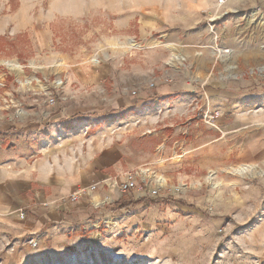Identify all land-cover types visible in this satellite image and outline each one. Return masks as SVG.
Masks as SVG:
<instances>
[{"label": "rangeland", "instance_id": "374dc122", "mask_svg": "<svg viewBox=\"0 0 264 264\" xmlns=\"http://www.w3.org/2000/svg\"><path fill=\"white\" fill-rule=\"evenodd\" d=\"M215 1L0 0L1 72L69 105L83 119L70 129L126 145L112 181L133 171L139 185L131 207L80 243L48 244L43 263L264 264V6L210 19ZM132 39L142 47L125 49ZM12 257L0 264H31Z\"/></svg>", "mask_w": 264, "mask_h": 264}, {"label": "crops", "instance_id": "0c3cea01", "mask_svg": "<svg viewBox=\"0 0 264 264\" xmlns=\"http://www.w3.org/2000/svg\"><path fill=\"white\" fill-rule=\"evenodd\" d=\"M239 1H230L223 11L235 9ZM256 1L264 6V0ZM209 4L210 11L203 8ZM212 8V2H196L197 12L210 16ZM5 32L6 26L0 24V36ZM46 42L52 44L47 38ZM160 43L177 50L173 44ZM8 61L9 68L20 75L22 65L11 66ZM15 82L0 70V252L14 260L28 254L25 261L45 264L42 259L50 256L48 244L54 248L55 244L80 243L85 228L100 224L113 208L115 213L123 212L119 207L138 194L122 193L112 181L114 170L122 168L126 145L102 142L87 129H70V124L81 125L83 119L69 105H50L45 92L25 91L16 88ZM120 101V105L129 102ZM82 190L86 192L77 199L71 197Z\"/></svg>", "mask_w": 264, "mask_h": 264}, {"label": "built area", "instance_id": "2783aa9c", "mask_svg": "<svg viewBox=\"0 0 264 264\" xmlns=\"http://www.w3.org/2000/svg\"><path fill=\"white\" fill-rule=\"evenodd\" d=\"M232 0H216V6L218 8H225L226 5ZM228 12L227 11H222L220 16H224L226 15ZM151 87H155L156 84L152 83L150 85ZM133 94H136L137 92L134 90L132 92ZM49 103L50 104H54L55 103V98L51 95V97L49 98ZM114 185H117L118 189L122 192V193H131L134 191H139V185H138V180L136 178V173H134L133 171H127V172H123L122 174H120L118 176V178H115L114 181ZM96 186H93L91 189H95ZM86 192V190H82V192L76 193V194H72V198L73 199H77L78 197L81 196V194H84ZM152 195L157 194V189H153L151 191ZM150 193V194H151Z\"/></svg>", "mask_w": 264, "mask_h": 264}, {"label": "bare ground", "instance_id": "6f19581e", "mask_svg": "<svg viewBox=\"0 0 264 264\" xmlns=\"http://www.w3.org/2000/svg\"><path fill=\"white\" fill-rule=\"evenodd\" d=\"M215 3H216V1H215ZM213 15H211L210 16V19H215V18H217V17H219L220 16V13H219V11L218 10H215L213 13H212ZM209 26V28H210V30H212V31H214L213 30V27H212V25L210 24V25H208ZM211 27H212V29H211ZM208 27H207V30L209 29ZM160 43H159V41L157 42V41H154L153 42V45H159ZM215 43L213 42V46H215V49L216 50H218L219 51V53H229L230 51H225L224 49H218L217 48V46L216 45H214ZM136 47H140V44L139 43H136L134 40H130L127 44H125L124 45V48L126 49V48H136ZM215 50V51H216ZM216 53H217V51H216ZM174 57L175 58H177L178 60H184V56H180L179 54H177V53H174ZM18 62H16V61H8V64L9 65H11V66H18V64H17ZM16 68V67H15ZM20 69V68H19ZM18 69V70H19ZM21 72V71H20ZM29 83V82H28ZM58 84H61V82L60 81H58ZM30 86H31V84H29ZM246 168H238V169H236L238 172H240V173H243L244 172V170H245ZM164 183V182H163ZM163 183H162V185H163ZM110 222H112L113 224H114V226L117 224V221L116 220H113V219H110L109 220Z\"/></svg>", "mask_w": 264, "mask_h": 264}, {"label": "trees", "instance_id": "16d2710c", "mask_svg": "<svg viewBox=\"0 0 264 264\" xmlns=\"http://www.w3.org/2000/svg\"><path fill=\"white\" fill-rule=\"evenodd\" d=\"M146 201H147L146 198H142V199H139L138 201H136V203H134V204H136V205H142ZM132 205H133V203H125V204L121 205L119 207V209H127V208L131 207Z\"/></svg>", "mask_w": 264, "mask_h": 264}]
</instances>
